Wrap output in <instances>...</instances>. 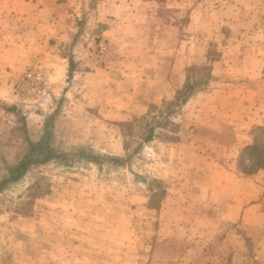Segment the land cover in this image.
Segmentation results:
<instances>
[{"label":"rangeland","instance_id":"1","mask_svg":"<svg viewBox=\"0 0 264 264\" xmlns=\"http://www.w3.org/2000/svg\"><path fill=\"white\" fill-rule=\"evenodd\" d=\"M178 2L105 88L5 103L0 63V264H264V0Z\"/></svg>","mask_w":264,"mask_h":264},{"label":"crops","instance_id":"2","mask_svg":"<svg viewBox=\"0 0 264 264\" xmlns=\"http://www.w3.org/2000/svg\"><path fill=\"white\" fill-rule=\"evenodd\" d=\"M172 1L179 3L178 0H3L0 21L4 22V58L0 53V63L4 64V102L21 104L28 98L40 101L43 96L45 106L70 95L74 84L88 77L100 78L98 82L105 88L107 80L115 81L116 67H130L138 61L141 50H136V44H144L145 40L153 44L169 35L164 33L167 24L164 8H170ZM81 19L83 30L78 23ZM95 31L109 45L112 60L107 71L99 68L96 61L100 59L95 58L92 44L87 42L88 32ZM31 66L39 67L43 81L33 78L30 85L19 86V78ZM88 68L94 71L83 70Z\"/></svg>","mask_w":264,"mask_h":264},{"label":"built area","instance_id":"3","mask_svg":"<svg viewBox=\"0 0 264 264\" xmlns=\"http://www.w3.org/2000/svg\"><path fill=\"white\" fill-rule=\"evenodd\" d=\"M98 55L102 57L105 53V46L103 43L98 44V49H97ZM35 78L36 80H39L41 83L43 81L42 74L39 71L38 68H34V66L29 67L26 72L19 78V86H27V84L30 85L32 79Z\"/></svg>","mask_w":264,"mask_h":264}]
</instances>
